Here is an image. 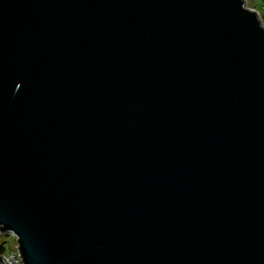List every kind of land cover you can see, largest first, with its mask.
<instances>
[{"label": "water", "instance_id": "1", "mask_svg": "<svg viewBox=\"0 0 264 264\" xmlns=\"http://www.w3.org/2000/svg\"><path fill=\"white\" fill-rule=\"evenodd\" d=\"M24 264H264V25L245 0H0V234Z\"/></svg>", "mask_w": 264, "mask_h": 264}, {"label": "built area", "instance_id": "2", "mask_svg": "<svg viewBox=\"0 0 264 264\" xmlns=\"http://www.w3.org/2000/svg\"><path fill=\"white\" fill-rule=\"evenodd\" d=\"M2 235L11 238L14 241V245L0 255V264H24L22 257H20L21 253L16 236L11 233Z\"/></svg>", "mask_w": 264, "mask_h": 264}, {"label": "rangeland", "instance_id": "3", "mask_svg": "<svg viewBox=\"0 0 264 264\" xmlns=\"http://www.w3.org/2000/svg\"><path fill=\"white\" fill-rule=\"evenodd\" d=\"M246 6L248 9L256 11L264 25V0H245ZM4 244V246L8 249L14 245V241L11 238L3 236L0 234V245Z\"/></svg>", "mask_w": 264, "mask_h": 264}, {"label": "trees", "instance_id": "4", "mask_svg": "<svg viewBox=\"0 0 264 264\" xmlns=\"http://www.w3.org/2000/svg\"><path fill=\"white\" fill-rule=\"evenodd\" d=\"M6 250L7 248L4 246V244L0 245V255H2Z\"/></svg>", "mask_w": 264, "mask_h": 264}]
</instances>
